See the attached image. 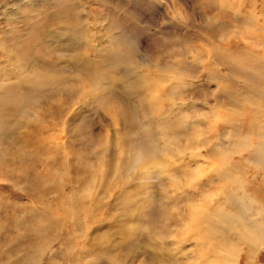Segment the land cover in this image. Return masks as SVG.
<instances>
[{
    "label": "rangeland",
    "instance_id": "374dc122",
    "mask_svg": "<svg viewBox=\"0 0 264 264\" xmlns=\"http://www.w3.org/2000/svg\"><path fill=\"white\" fill-rule=\"evenodd\" d=\"M0 97V264H226L188 211L264 203V0H0Z\"/></svg>",
    "mask_w": 264,
    "mask_h": 264
},
{
    "label": "bare ground",
    "instance_id": "6f19581e",
    "mask_svg": "<svg viewBox=\"0 0 264 264\" xmlns=\"http://www.w3.org/2000/svg\"><path fill=\"white\" fill-rule=\"evenodd\" d=\"M0 103H2V106H4L3 102ZM1 115L2 113H0V116ZM261 151L255 149V158L253 159L252 164H259V168L262 172L263 182L264 154L263 150ZM142 155L144 154L142 153L140 158ZM217 178L228 179L235 189L234 192H237V194L224 195L225 199L221 203L224 204L231 201L234 205L230 207L229 210H226L223 207H214L210 209V214L212 216H210V214L208 215L207 213H204L203 211L195 210L193 213L189 210L188 216L191 218V220L195 219L196 221L206 225V228L209 230L205 231V233L214 236L215 241L218 242L219 247L224 253L223 260L226 264H239V248L240 250L245 248L249 252L247 264H255L252 255L256 249L264 246V203L257 200L256 196L249 195L248 191H246L244 185L245 179L243 178L242 174L234 175L231 171L229 174L219 173ZM199 180L200 178L198 177L197 181ZM215 181V177L208 176L206 180L201 181L199 185L195 183L192 186H196L195 188H197V186L198 188H202L203 185L209 186V183H211L212 186L213 182V184L216 183ZM262 185L264 187V182ZM219 203L220 202H218V205ZM198 211L199 213L197 214Z\"/></svg>",
    "mask_w": 264,
    "mask_h": 264
}]
</instances>
